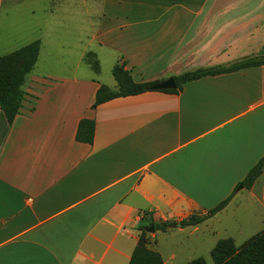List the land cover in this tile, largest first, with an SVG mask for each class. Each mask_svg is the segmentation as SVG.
Here are the masks:
<instances>
[{"label":"crops","instance_id":"1","mask_svg":"<svg viewBox=\"0 0 264 264\" xmlns=\"http://www.w3.org/2000/svg\"><path fill=\"white\" fill-rule=\"evenodd\" d=\"M105 3L119 13L99 18L91 53H106L111 79L91 68L78 75L83 53L70 76L38 73L41 42L11 124L0 110V264H128L139 226L206 214L264 155V66L92 108L100 85L117 89L116 64L135 83H160L264 57V0ZM17 36L14 46L0 37V56L35 41L25 29ZM81 120L94 122L92 144L75 140ZM263 228L264 168L213 217L167 231H200L193 246L210 242V253L221 239L240 246ZM148 248L164 264L177 259Z\"/></svg>","mask_w":264,"mask_h":264},{"label":"trees","instance_id":"2","mask_svg":"<svg viewBox=\"0 0 264 264\" xmlns=\"http://www.w3.org/2000/svg\"><path fill=\"white\" fill-rule=\"evenodd\" d=\"M40 48L41 41L35 40L11 53L0 56V110L3 112L8 124H11L18 114L25 95L22 87L38 59ZM93 58L94 55L92 53L86 54V62L97 73L99 72V66ZM260 66H264V57L246 58L227 67L187 71L172 77L175 83V89L160 90V92L176 94L188 82L203 77L217 76ZM112 76L117 84V89L112 91L107 86L100 85L95 93L94 103L92 104L93 109L116 98L150 92L152 91L151 87L159 83H135L129 71L124 69L123 64L113 66ZM94 127L93 121L81 120L78 124L75 140L81 143L92 144ZM263 168L264 155L249 169L244 179L237 184L234 191L227 198L210 209L206 214H192L178 223L181 224L182 228L194 227L213 217L227 206L238 189L249 190L262 174ZM176 223H154L150 221L147 225L139 226L137 228L139 232L137 243L131 253L128 264H164L160 254L148 248L146 230L151 226L154 232L158 230L165 232ZM210 258L213 264H264V228L240 246H235L233 240L230 238L219 240L210 250ZM186 264H206V262L203 258L198 257Z\"/></svg>","mask_w":264,"mask_h":264},{"label":"rangeland","instance_id":"3","mask_svg":"<svg viewBox=\"0 0 264 264\" xmlns=\"http://www.w3.org/2000/svg\"><path fill=\"white\" fill-rule=\"evenodd\" d=\"M108 12L119 13L109 7L105 0H2L0 37L7 45L14 46L22 42L17 34L20 29H25L28 39H40L44 47L36 67L38 73L43 71L55 76H70L83 53L78 73L83 76L84 73H91L86 54L97 49L95 43L91 42V36L99 18ZM99 52L100 57L92 54L98 63L101 80L105 82L111 79V63L106 61L105 52ZM218 226L215 225L216 228ZM189 231L173 229L156 233L146 230V237L148 245H157L164 258L175 252L177 259L171 264H186L198 257L203 258L206 264H213L209 253L210 242L202 247L193 246L199 242L201 232L190 237ZM224 234L220 228V236ZM154 235L156 238H152Z\"/></svg>","mask_w":264,"mask_h":264},{"label":"water","instance_id":"4","mask_svg":"<svg viewBox=\"0 0 264 264\" xmlns=\"http://www.w3.org/2000/svg\"><path fill=\"white\" fill-rule=\"evenodd\" d=\"M151 89L153 91L175 89V83H174L172 78H169V79H167V80H165L163 82H160V83L152 86ZM175 226L178 227V228L182 227L180 223H176ZM147 231L148 232H153V227H151V226L148 227Z\"/></svg>","mask_w":264,"mask_h":264}]
</instances>
